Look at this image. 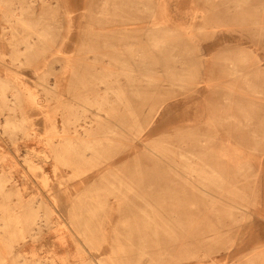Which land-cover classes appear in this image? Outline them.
<instances>
[{
  "label": "rangeland",
  "instance_id": "374dc122",
  "mask_svg": "<svg viewBox=\"0 0 264 264\" xmlns=\"http://www.w3.org/2000/svg\"><path fill=\"white\" fill-rule=\"evenodd\" d=\"M0 222V264H264V0H0Z\"/></svg>",
  "mask_w": 264,
  "mask_h": 264
},
{
  "label": "bare ground",
  "instance_id": "6f19581e",
  "mask_svg": "<svg viewBox=\"0 0 264 264\" xmlns=\"http://www.w3.org/2000/svg\"><path fill=\"white\" fill-rule=\"evenodd\" d=\"M14 11V10H13ZM14 13V12H13ZM15 14V13H14ZM158 41V40H157ZM28 42V41H27ZM28 47V46H27ZM25 49V48H24ZM26 51V50H25ZM95 65V64H94ZM6 81V80H5ZM51 81V80H50ZM165 81H170L169 79H162L161 80V83H164ZM6 83V82H5ZM106 94V93H105ZM98 98V97H97ZM96 99V98H95ZM165 103H162V104H159V109H161L160 107L162 106V109H163V106H165L164 105ZM161 109V110H162ZM87 112V111H86ZM85 113V112H84ZM160 114V113H159ZM101 118V117H100ZM157 118H158V116H157ZM11 120V119H10ZM157 122V121H156ZM166 123V122H165ZM84 127V126H83ZM16 129V128H15ZM79 129V128H78ZM71 133V132H70ZM83 133V132H82ZM22 136V135H21ZM60 141V140H59ZM71 141V140H70ZM72 142V141H71ZM70 142V143H71ZM73 143V142H72ZM90 144V143H89ZM59 145V144H58ZM62 145V144H61ZM91 145V144H90ZM89 146V145H88ZM61 147V146H60ZM78 148V147H77ZM85 150V149H84ZM61 151H62V149H61ZM66 161V160H65ZM23 181V180H22ZM21 181V182H22ZM2 188V187H1ZM2 191H3V189H2ZM10 195V194H9ZM39 200H37V201H35V203H37ZM14 209H15V217H14V219H16V218H18V212H19V210H18V207H14ZM15 222V221H14ZM16 223V222H15ZM8 225L9 226V224H8V222H4V223H2V222H0V225L2 226V225ZM35 224L37 225V226H39V223H38V221H36L35 222ZM199 255H201V254H199ZM199 255H197V258L199 259L200 258V260H201V257L199 256ZM23 264V263H22ZM40 264V263H39ZM43 264V263H42ZM97 264H106V262L105 261H103L102 259H100V260H98V263Z\"/></svg>",
  "mask_w": 264,
  "mask_h": 264
}]
</instances>
